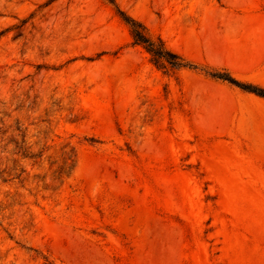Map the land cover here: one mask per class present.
I'll list each match as a JSON object with an SVG mask.
<instances>
[{"label":"rangeland","instance_id":"obj_1","mask_svg":"<svg viewBox=\"0 0 264 264\" xmlns=\"http://www.w3.org/2000/svg\"><path fill=\"white\" fill-rule=\"evenodd\" d=\"M216 73L264 88V0H0V264H264V98Z\"/></svg>","mask_w":264,"mask_h":264},{"label":"trees","instance_id":"obj_2","mask_svg":"<svg viewBox=\"0 0 264 264\" xmlns=\"http://www.w3.org/2000/svg\"><path fill=\"white\" fill-rule=\"evenodd\" d=\"M112 1V0H109ZM120 19L128 27L129 33L132 37L134 44L142 46L151 56L154 63L162 65L167 63L172 67H185L187 64L183 59L175 53L170 52L163 47L160 40H153L146 32L144 26L137 20L133 19L129 15L125 14L121 10H117ZM222 81H226L230 84L237 86L245 92L252 93L258 97L264 98V88L249 84L241 83L230 77L225 73H216L212 75Z\"/></svg>","mask_w":264,"mask_h":264}]
</instances>
